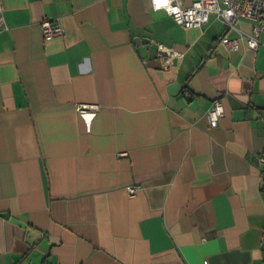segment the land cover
I'll return each mask as SVG.
<instances>
[{
    "label": "crops",
    "instance_id": "0c3cea01",
    "mask_svg": "<svg viewBox=\"0 0 264 264\" xmlns=\"http://www.w3.org/2000/svg\"><path fill=\"white\" fill-rule=\"evenodd\" d=\"M0 14V264H264L255 21L186 29L151 0H0ZM45 18L63 35L45 38ZM157 44L182 57L163 68Z\"/></svg>",
    "mask_w": 264,
    "mask_h": 264
},
{
    "label": "built area",
    "instance_id": "2783aa9c",
    "mask_svg": "<svg viewBox=\"0 0 264 264\" xmlns=\"http://www.w3.org/2000/svg\"><path fill=\"white\" fill-rule=\"evenodd\" d=\"M151 2L154 10L165 12L178 25L186 29L204 27L210 22L211 15H216L228 27H234V24L240 20L255 21L253 33L247 39L250 49H257L260 34L264 32V0H151ZM40 26L47 39L62 36L64 33L58 22L48 18L43 19ZM3 28V17L0 14V32ZM225 43L231 49L237 48L235 41ZM179 57H182V54L175 49L157 44V59L162 62L163 68L172 65ZM98 109L99 106L93 104H76V111L79 113ZM224 115L222 100H215L208 111L210 125L213 128L218 127ZM259 162L264 166V157H261ZM137 190L136 186L127 189L131 196H134Z\"/></svg>",
    "mask_w": 264,
    "mask_h": 264
},
{
    "label": "trees",
    "instance_id": "16d2710c",
    "mask_svg": "<svg viewBox=\"0 0 264 264\" xmlns=\"http://www.w3.org/2000/svg\"><path fill=\"white\" fill-rule=\"evenodd\" d=\"M262 175H263V178H264V172L262 173ZM263 190H264V187H263ZM263 253H264V247H263Z\"/></svg>",
    "mask_w": 264,
    "mask_h": 264
},
{
    "label": "water",
    "instance_id": "95a60500",
    "mask_svg": "<svg viewBox=\"0 0 264 264\" xmlns=\"http://www.w3.org/2000/svg\"><path fill=\"white\" fill-rule=\"evenodd\" d=\"M137 41H142V40H137Z\"/></svg>",
    "mask_w": 264,
    "mask_h": 264
}]
</instances>
